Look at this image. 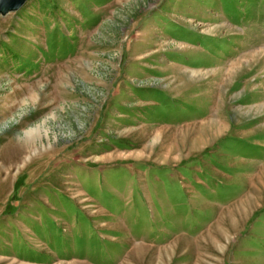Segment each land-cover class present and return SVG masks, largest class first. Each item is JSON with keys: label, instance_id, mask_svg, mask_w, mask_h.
<instances>
[{"label": "rangeland", "instance_id": "rangeland-1", "mask_svg": "<svg viewBox=\"0 0 264 264\" xmlns=\"http://www.w3.org/2000/svg\"><path fill=\"white\" fill-rule=\"evenodd\" d=\"M0 264H264V0L0 15Z\"/></svg>", "mask_w": 264, "mask_h": 264}, {"label": "water", "instance_id": "water-1", "mask_svg": "<svg viewBox=\"0 0 264 264\" xmlns=\"http://www.w3.org/2000/svg\"><path fill=\"white\" fill-rule=\"evenodd\" d=\"M27 0H0V15L18 10Z\"/></svg>", "mask_w": 264, "mask_h": 264}]
</instances>
